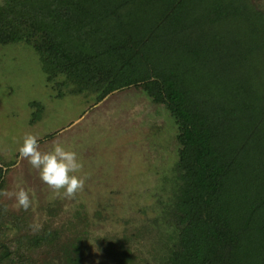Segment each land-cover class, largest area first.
<instances>
[{
	"label": "trees",
	"instance_id": "16d2710c",
	"mask_svg": "<svg viewBox=\"0 0 264 264\" xmlns=\"http://www.w3.org/2000/svg\"><path fill=\"white\" fill-rule=\"evenodd\" d=\"M19 42L52 82L64 74L99 99L142 85L170 111L179 151L162 264H264V14L251 0H0V47ZM62 235L31 242L85 264L87 238ZM14 253L0 242V264Z\"/></svg>",
	"mask_w": 264,
	"mask_h": 264
},
{
	"label": "rangeland",
	"instance_id": "374dc122",
	"mask_svg": "<svg viewBox=\"0 0 264 264\" xmlns=\"http://www.w3.org/2000/svg\"><path fill=\"white\" fill-rule=\"evenodd\" d=\"M251 1L264 14V0ZM66 81L64 74L48 80L33 45L0 47V166L6 170L0 242L24 254L25 263L13 254L15 264H62L58 247L31 242L54 229L63 233L61 242L77 233L87 238L85 264H120L110 259L111 249L131 250L134 264H162L177 186L176 121L142 85L99 99ZM26 133L37 136L41 151L60 142L77 153L84 187L73 198L55 193L19 157ZM21 186L33 200L27 211L12 195Z\"/></svg>",
	"mask_w": 264,
	"mask_h": 264
},
{
	"label": "clouds",
	"instance_id": "9594fccd",
	"mask_svg": "<svg viewBox=\"0 0 264 264\" xmlns=\"http://www.w3.org/2000/svg\"><path fill=\"white\" fill-rule=\"evenodd\" d=\"M17 151L20 158L26 159L33 169L38 170L40 180L55 193L71 199L83 189L84 179L76 174L82 163L77 153L67 149L63 143L56 142L51 150L41 151L37 136L26 133ZM0 194H4V190H0ZM12 195L17 208L27 211L32 206L30 191L24 187H18Z\"/></svg>",
	"mask_w": 264,
	"mask_h": 264
}]
</instances>
